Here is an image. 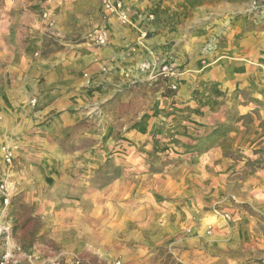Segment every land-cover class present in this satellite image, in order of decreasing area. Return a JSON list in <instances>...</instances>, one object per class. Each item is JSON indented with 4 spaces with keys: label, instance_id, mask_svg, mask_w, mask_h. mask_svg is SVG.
Returning <instances> with one entry per match:
<instances>
[{
    "label": "crops",
    "instance_id": "obj_1",
    "mask_svg": "<svg viewBox=\"0 0 264 264\" xmlns=\"http://www.w3.org/2000/svg\"><path fill=\"white\" fill-rule=\"evenodd\" d=\"M129 1L134 10L128 23L117 19L104 22L100 0H21L8 5L5 19L0 20V145L18 140L33 143L24 147L25 153L17 154L27 159L25 171L38 167L31 166L35 156L42 157L40 168L50 171L54 157L63 154L58 144L88 138L94 114L101 121L112 120L118 129L121 121L125 136L137 141V132H145L152 121L151 112H141L137 122V84L157 79L153 76L164 61H174L188 71L180 83L182 96L188 94L191 76L203 69V62L209 68L200 76L209 71L217 75L228 64L237 77L243 67L247 70L239 87L253 90L262 84L264 88V0L258 10L253 9L251 0ZM252 19L258 20L255 23ZM101 26L109 33L106 46L89 38ZM242 43L253 48L238 52L237 45ZM133 88L136 92L130 91ZM113 131L107 127V132ZM84 152L75 150L71 155ZM135 152L137 157V149ZM20 162L16 159L10 172V187L16 183L11 177L19 173ZM31 182L22 180L20 185L29 188ZM102 193L95 204H112L109 191ZM88 196L81 200L89 205L94 200ZM22 197L28 203L26 210L15 203L16 197L7 212L12 226L7 245L14 264H87L90 257L95 258L91 252L99 249L92 245L59 243L53 232L61 234L66 223L60 221L69 214L54 211L56 201L31 198L28 192ZM34 201L43 205L38 207ZM70 214L81 218V213ZM193 215L195 222L190 219L193 225L188 228L192 234L185 241L199 247L197 252L205 258L201 264H223L225 260L240 264L264 258V239L257 245L247 242L249 251L241 256L229 249L232 236L253 238L251 227L225 221L214 210L198 209ZM69 223L64 230L70 233L76 224ZM208 224L213 225L211 235ZM109 252V256L122 255L124 264H137L144 258L141 248L121 244ZM29 255L38 258L27 259ZM185 264H190L189 260Z\"/></svg>",
    "mask_w": 264,
    "mask_h": 264
},
{
    "label": "rangeland",
    "instance_id": "obj_2",
    "mask_svg": "<svg viewBox=\"0 0 264 264\" xmlns=\"http://www.w3.org/2000/svg\"><path fill=\"white\" fill-rule=\"evenodd\" d=\"M12 1L21 0H0V20L5 19ZM98 28L89 35L93 41ZM248 48L253 47L245 43L237 45L238 52ZM202 65L203 69L194 73L196 76L190 75L193 83L186 96L179 94L180 84L173 90L161 76L151 84H137V122L141 112H151L152 116L145 132H137V141L125 136L121 121L118 129L112 120L101 121L94 114L88 138L62 140L58 144L63 154L54 157L56 161L50 171L40 168L41 156L33 157L31 166L38 164L37 168L25 171L27 159L21 153L33 143L18 140L21 153L16 159L21 162L19 173L11 177L16 182L10 187L11 204L19 197L15 203L26 210L28 203L22 197L25 192L31 198L56 201L53 210L69 216L60 221L66 223L61 234L56 230L53 234L60 244L98 248V252H91L95 258L90 257V264H124L122 255L109 256V251L119 244L141 248L144 258L137 264H185V260L201 264L205 258L197 252L199 247L185 241L192 234L188 230L193 225L190 219L195 222L193 214L198 209L208 212L218 208L220 213L229 212L232 222L254 229L251 239L232 236L228 240L230 251L241 256L249 251L247 242L261 244L264 88L259 83L253 90L239 87L245 80L244 67L239 70V77L234 75L236 70H228L231 67L228 64L217 75L209 71L200 76L209 68L207 62ZM184 76L187 74L182 79ZM130 91L136 92L134 88ZM107 127H113L114 131L107 132ZM135 149L137 157L136 152L133 154ZM75 150L85 152L71 155ZM22 180L32 181L31 186L22 188ZM118 180L120 183L115 184ZM107 190L112 204H95V199L102 198V192ZM85 195L94 202L88 205L81 200ZM34 205L43 204L34 201ZM70 213H81V218ZM69 222L76 224L70 233L64 230ZM5 245V240L0 241V251ZM240 264H264V258L255 257Z\"/></svg>",
    "mask_w": 264,
    "mask_h": 264
},
{
    "label": "built area",
    "instance_id": "obj_3",
    "mask_svg": "<svg viewBox=\"0 0 264 264\" xmlns=\"http://www.w3.org/2000/svg\"><path fill=\"white\" fill-rule=\"evenodd\" d=\"M102 8H103V20L104 22H108L111 19H117L122 23L130 22L131 15L133 13V5L129 0H100ZM252 6L254 10H258L261 8V0H251ZM44 16L47 17V13H44ZM261 17L260 13L257 15ZM255 23L257 22L258 19ZM49 25L52 26L53 22L49 21ZM95 43L99 46H106L109 42V33L105 26H101L95 32ZM146 66V65H145ZM187 71L182 69L176 62L174 61H164L161 63L160 68L154 74L153 78H158L161 76L165 83L169 88L173 90H177L178 86L182 80L183 75H185ZM33 100L32 103H34ZM19 151V145L17 143L8 144L5 143L0 145V198H1V208H0V241H6V247L2 251L0 255V264H14L16 261L12 252L10 251L7 242L10 238L12 226L9 224L7 220V210L11 204L12 200V192L9 186V177L10 172L13 168L15 160L17 158V154ZM214 211L221 215V217L225 221H231L232 216L229 212H221L220 209L215 208ZM207 233L211 235L213 233V225L208 224ZM37 256L29 255L27 259L35 260ZM61 264L60 261H58ZM90 264V263H87ZM120 264V263H118Z\"/></svg>",
    "mask_w": 264,
    "mask_h": 264
}]
</instances>
